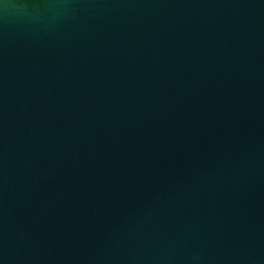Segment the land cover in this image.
<instances>
[{"label": "water", "instance_id": "95a60500", "mask_svg": "<svg viewBox=\"0 0 264 264\" xmlns=\"http://www.w3.org/2000/svg\"><path fill=\"white\" fill-rule=\"evenodd\" d=\"M0 264H264V0H0Z\"/></svg>", "mask_w": 264, "mask_h": 264}]
</instances>
